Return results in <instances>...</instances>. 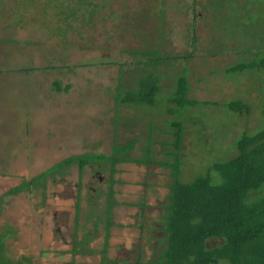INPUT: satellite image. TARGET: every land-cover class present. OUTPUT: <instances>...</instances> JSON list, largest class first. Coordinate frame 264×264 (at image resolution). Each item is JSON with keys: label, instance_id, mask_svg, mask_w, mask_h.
<instances>
[{"label": "rangeland", "instance_id": "obj_1", "mask_svg": "<svg viewBox=\"0 0 264 264\" xmlns=\"http://www.w3.org/2000/svg\"><path fill=\"white\" fill-rule=\"evenodd\" d=\"M236 1L0 0V36L5 42L20 39L10 42L11 52L28 55L30 64L41 60L56 68L35 70L41 74L28 78L33 105L14 108L10 93L2 104L0 127L12 133L0 149V235L6 228L10 232L8 258L101 264L105 252L125 264L159 256L156 251L166 247L161 225L174 181L165 165L176 163L172 123H183L184 183L207 174L215 162L232 159L237 140L264 127V69L228 71L264 51V0H247L241 9ZM143 49L194 56L156 69L135 66V50ZM142 69L156 71L158 84L162 81L154 107L121 99L138 90ZM182 76L189 98L200 101L183 110L185 115L168 101ZM230 100L247 108L232 112L226 106ZM26 110L28 117L37 115V135L18 145L15 130ZM115 145L127 162L113 167ZM82 154L100 163L83 171L78 163L58 166ZM43 173L46 179H40ZM37 177L29 190L9 194ZM111 190L117 204L108 216ZM76 238L89 243L74 258ZM87 250L94 253L82 254Z\"/></svg>", "mask_w": 264, "mask_h": 264}, {"label": "trees", "instance_id": "obj_2", "mask_svg": "<svg viewBox=\"0 0 264 264\" xmlns=\"http://www.w3.org/2000/svg\"><path fill=\"white\" fill-rule=\"evenodd\" d=\"M239 1L237 0L236 3L241 9L247 0H242L241 4ZM135 51L137 56L132 61L133 64L139 67L152 66V69L158 68L160 63L192 59L194 56L193 52L185 55H164L148 49ZM120 64L124 67V64L128 63ZM48 68L56 69L55 67ZM247 69H264V51L258 52L251 62L245 64L240 62L228 71L237 73ZM145 70L142 69L143 75L136 87L138 90L135 92L132 90L125 97L122 96L123 102L133 100L141 105L151 107L156 105L161 85L158 84L154 75L156 71ZM55 85L57 86V82ZM72 86V84L67 85L65 90L69 91ZM56 88L61 90V87ZM174 92L168 101L176 105V113L183 114V110L200 102L189 98L186 77L182 76L179 79ZM121 99L119 98L118 102H121ZM203 103L211 104L209 101H203ZM226 106L232 112H241L247 108V105L240 100H230ZM172 127L174 128L173 134L176 136L177 152L173 153L176 163L165 165L172 169L174 179L171 194L168 197L167 218H164L166 222L161 225L167 234L162 238V244L166 247L161 251L157 250L156 253H159V256L153 255L151 258L154 259L150 261L145 259L142 261L139 258L137 262H125V264H264V127L254 134L245 132L236 142L237 154L232 159L226 162H215L208 169L207 174H202L189 183H184L180 179L181 168L184 164L180 157L185 136L183 123L176 120L172 123ZM114 148L111 155L112 166L127 162L118 154V146L115 145ZM132 148H134L133 145ZM86 155L70 157L60 162L58 166L68 167L78 163L83 171L87 165L93 166L97 162L100 163L99 161L93 162ZM148 162L151 161L148 160ZM113 171L115 172V168ZM212 171L217 172L219 176L211 175ZM46 175L43 173L40 179H46ZM37 179L38 177L27 181L9 194L17 195L21 191L29 190L31 186L40 181ZM108 199L110 206L107 214L111 216L113 205L117 204L113 200L112 190ZM111 224L112 222H109V227ZM4 232L0 235V264H30L32 261L30 258L22 257L11 260L6 256L7 239L10 232L7 228ZM109 234L108 229L107 236ZM210 240H216L218 244L210 246ZM88 243L89 239L81 241L76 238L73 257L79 255L81 251L78 252V250L85 244L87 246ZM93 253L92 250H87L82 254ZM101 264H117V262L110 260L104 252Z\"/></svg>", "mask_w": 264, "mask_h": 264}, {"label": "crops", "instance_id": "obj_3", "mask_svg": "<svg viewBox=\"0 0 264 264\" xmlns=\"http://www.w3.org/2000/svg\"><path fill=\"white\" fill-rule=\"evenodd\" d=\"M17 29L21 30V27L18 26ZM15 33L18 34V31H16ZM19 33L21 34V32ZM23 34H27V32ZM5 38H3V36H0V106H1L0 115H3L2 104L6 100L7 93H10L12 95V100L15 105L14 108L24 109L29 104L33 105L32 101L28 103V101H30V98H31L30 94L28 93V90H29L28 89L29 86L27 85L28 78H30V76L36 77L37 74H41V73H36V71L38 70L39 71L49 70V68L46 67V65H43V62L41 60H39L41 62L40 64H37V62L35 63V65L30 64L32 60L28 57V55L20 53L19 58H18L17 55H14L11 52V49L13 48L14 45L10 44V42L15 41L19 43V40H20L19 36L16 39L15 38H13V40L10 39L9 40L10 42H5ZM15 49L20 51L21 47H19L18 45V47ZM13 58L17 59L18 61H13L12 60ZM26 65H29V66H26ZM161 82H160V85H161ZM3 86H9V88L1 91V88ZM161 90L162 89H160V92ZM57 91H58L57 92L58 94L61 93L58 89ZM22 94L26 96L27 102H25L26 100L24 99ZM17 98H20L23 101L18 100ZM50 101H52V98H50ZM32 108H34V106H32ZM17 113H20V112H17ZM27 114H28V110H26L25 112V115H24L25 119L23 117L20 121L18 120L17 129L15 130V133H16L15 139H16V142H18V145H22L20 143L22 140H29V139L34 140L35 136L37 135L36 134V129H37L36 128V116L37 115L34 114V116L28 117ZM0 118L2 117L0 116ZM2 129L3 127H0V149H1V145H5L3 143V139L12 135V133L9 134V131L7 130L3 131Z\"/></svg>", "mask_w": 264, "mask_h": 264}]
</instances>
